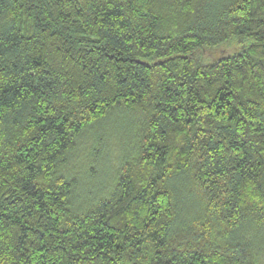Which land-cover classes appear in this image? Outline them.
I'll list each match as a JSON object with an SVG mask.
<instances>
[{
    "label": "trees",
    "instance_id": "trees-1",
    "mask_svg": "<svg viewBox=\"0 0 264 264\" xmlns=\"http://www.w3.org/2000/svg\"><path fill=\"white\" fill-rule=\"evenodd\" d=\"M115 110L133 146L75 210L67 154ZM261 233L264 0H0V264H256Z\"/></svg>",
    "mask_w": 264,
    "mask_h": 264
},
{
    "label": "rangeland",
    "instance_id": "rangeland-1",
    "mask_svg": "<svg viewBox=\"0 0 264 264\" xmlns=\"http://www.w3.org/2000/svg\"><path fill=\"white\" fill-rule=\"evenodd\" d=\"M241 47L238 39H231L214 47H204L198 54L208 64L239 52ZM116 112L96 124L99 126L97 133L93 132L94 127L83 131L75 147L67 154L64 172L75 179L71 194L75 210L90 205L104 195L118 171L122 152L133 146L134 123L138 119L123 117ZM253 242L256 264H264V234H259Z\"/></svg>",
    "mask_w": 264,
    "mask_h": 264
}]
</instances>
